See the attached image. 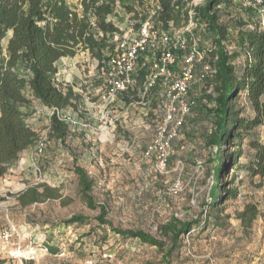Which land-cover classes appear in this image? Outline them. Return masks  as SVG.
<instances>
[{"label":"rangeland","instance_id":"rangeland-1","mask_svg":"<svg viewBox=\"0 0 264 264\" xmlns=\"http://www.w3.org/2000/svg\"><path fill=\"white\" fill-rule=\"evenodd\" d=\"M67 1L74 8L81 2ZM124 2L121 23L130 15L127 5H132L128 2L133 1ZM136 7L140 10L138 5ZM220 8L222 22L228 25L230 32L227 51L230 55H240L233 60L240 66L246 56L239 42L242 28L239 21L251 29L259 22L261 25L264 13L244 7L243 0ZM196 37L200 48L206 52L210 43L204 32H196ZM4 56L5 50L0 59ZM95 64L96 59L87 51H79L75 57L58 62L56 84L73 88L78 96L74 106L65 111L89 125L75 131L70 129L65 142L50 137L48 107L27 93L32 104L30 108L24 107L23 112L29 126L38 134V141L21 154L19 161L0 181V257L6 264H161L162 254L156 247L125 240L99 227L96 221L99 210L89 209L81 197L74 158L93 178L92 194L98 203L108 208V219L114 227L142 230L164 239L160 227L172 217L185 220L201 216L205 219L206 212H209L208 217L213 215L210 191L215 184L214 164L209 160L212 149L206 144L212 129V119L206 109L211 106L206 98L210 87L206 83L194 86L191 96L196 100V107L181 135L172 143L169 171L161 174L143 157V150L161 120V112L156 110L146 115L141 109L132 107L124 117L126 100L121 98L120 107L110 113L107 126L113 137L107 139L102 120L104 103L88 89L90 84L99 82ZM240 95L239 106L251 114L244 93ZM41 138H46V147L38 154ZM253 138L264 142V127H258ZM236 150L230 147L229 153ZM242 150L237 166L228 164L225 170L224 181L232 182L229 187L237 193L215 214L222 219V224L215 225L210 220L207 226L192 230L171 264L264 263V178L251 171L255 150L249 139L243 142ZM34 187H40L39 192L47 187L56 198L44 197L39 203L22 206L19 195ZM248 205L256 206L259 215L250 228H245L238 217ZM78 214L88 219L87 224L62 225L64 219ZM9 225H14L19 235L7 245L1 234ZM18 248L27 260L18 257V252L12 253ZM51 249H55V253Z\"/></svg>","mask_w":264,"mask_h":264},{"label":"trees","instance_id":"trees-1","mask_svg":"<svg viewBox=\"0 0 264 264\" xmlns=\"http://www.w3.org/2000/svg\"><path fill=\"white\" fill-rule=\"evenodd\" d=\"M132 1L143 4V0ZM234 1L205 0L203 6L195 8L196 18L206 25L202 31L210 43L205 49L208 64L216 69V74L205 82L212 89V93L206 96L211 105L206 109L212 119L206 144L212 149L209 160L214 164L215 184L210 191V212L214 216L208 217L209 212H206L205 219L202 216L185 220L172 217L160 227L164 239L142 230L114 227L108 219V208L98 203L92 194L93 178L74 158L81 197L89 209L99 210L96 217L99 227H105L125 240H137L156 247L162 254L161 264L172 263L192 230L207 226L210 220L215 225L222 224V219L215 214L237 193L229 187L232 182L224 181L225 170L228 164L237 166L246 139L255 150L251 171L264 178V142L253 138V132L264 127V30L260 22L250 29L239 21L242 27L239 42L246 58L242 65H235L233 60L240 55H230L227 51L230 32L228 25L222 22L220 8ZM158 2L161 8L159 21L166 28L171 22L180 27L187 20L184 0ZM114 5L115 0H81L78 9L67 0H0V55L5 50V56L0 59V181L19 161L21 154L38 141V134L29 126L23 112L24 107L30 108L32 104L27 93L49 108L65 110L74 106L78 96L73 88L56 84L58 62L75 57L79 51L89 52L100 63L107 59L106 52H110L113 45L106 35L118 31L107 22ZM241 93H244L251 114L239 106ZM69 134V126L53 115L50 137L65 142ZM230 147L237 150L229 153ZM39 188L20 194V204L28 206L41 202L44 197L56 198L47 187L43 192H39ZM258 215L257 207L248 205L238 218L245 228H250ZM87 221L78 214L61 223L64 227H71L85 225ZM0 264H6V260L0 257Z\"/></svg>","mask_w":264,"mask_h":264},{"label":"built area","instance_id":"built-area-1","mask_svg":"<svg viewBox=\"0 0 264 264\" xmlns=\"http://www.w3.org/2000/svg\"><path fill=\"white\" fill-rule=\"evenodd\" d=\"M124 1L115 0L113 13L107 17V22L118 31L106 35L113 48L101 63L96 59L94 71L99 75V82L90 84L88 89L104 103L102 120L105 121L107 139L113 137L107 125L111 111L120 107L119 99L126 100L124 117L129 115L132 107L141 109L146 115L156 110L161 112V120L143 150V157L154 164L158 173L165 174L170 167L172 143L181 135L197 104L191 96L194 86L205 83L216 74L196 37V32L204 30L206 25L196 18L195 8L203 6L205 0H184L187 20L180 27L171 22L167 28L159 21L161 8L158 0H143L142 5L140 1L128 2L133 8L127 9L130 15L121 23ZM243 6L264 13V0H243ZM261 27L264 30V19ZM208 92L211 94L212 89ZM48 109L51 117L56 114L72 131L89 127L65 110ZM45 147L46 138H41L38 154H42ZM17 235V228L9 225L1 237L9 245ZM17 252L18 257L27 260L22 257L21 248L12 251L13 254ZM252 264L264 263L256 261Z\"/></svg>","mask_w":264,"mask_h":264},{"label":"crops","instance_id":"crops-1","mask_svg":"<svg viewBox=\"0 0 264 264\" xmlns=\"http://www.w3.org/2000/svg\"><path fill=\"white\" fill-rule=\"evenodd\" d=\"M69 3V2H68ZM70 4V3H69ZM80 7V6H79ZM79 7H78V9H79Z\"/></svg>","mask_w":264,"mask_h":264}]
</instances>
